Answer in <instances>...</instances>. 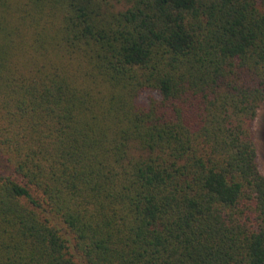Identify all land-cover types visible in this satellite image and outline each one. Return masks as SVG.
<instances>
[{
    "label": "trees",
    "instance_id": "obj_1",
    "mask_svg": "<svg viewBox=\"0 0 264 264\" xmlns=\"http://www.w3.org/2000/svg\"><path fill=\"white\" fill-rule=\"evenodd\" d=\"M263 104L264 0H0V264H264Z\"/></svg>",
    "mask_w": 264,
    "mask_h": 264
},
{
    "label": "rangeland",
    "instance_id": "obj_2",
    "mask_svg": "<svg viewBox=\"0 0 264 264\" xmlns=\"http://www.w3.org/2000/svg\"><path fill=\"white\" fill-rule=\"evenodd\" d=\"M123 5L118 6L119 10H123ZM253 136L257 148V163L260 171L264 174V104L260 108L257 118L253 124ZM0 167L4 168V165L0 163ZM6 171H9L6 169ZM9 173H11L9 171Z\"/></svg>",
    "mask_w": 264,
    "mask_h": 264
}]
</instances>
